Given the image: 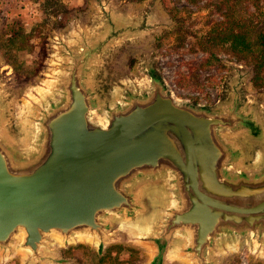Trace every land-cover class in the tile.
I'll return each mask as SVG.
<instances>
[{
	"label": "water",
	"instance_id": "water-1",
	"mask_svg": "<svg viewBox=\"0 0 264 264\" xmlns=\"http://www.w3.org/2000/svg\"><path fill=\"white\" fill-rule=\"evenodd\" d=\"M139 27L105 15L59 43L53 85L24 109L0 93V261L54 264L57 246L97 254L129 233L144 264L264 256V121L228 65L211 104L176 98L155 66L102 89L111 48Z\"/></svg>",
	"mask_w": 264,
	"mask_h": 264
},
{
	"label": "rangeland",
	"instance_id": "rangeland-1",
	"mask_svg": "<svg viewBox=\"0 0 264 264\" xmlns=\"http://www.w3.org/2000/svg\"><path fill=\"white\" fill-rule=\"evenodd\" d=\"M105 15L140 30L102 58L97 73L102 89L142 81L140 64L154 56L176 98L211 104L231 64L245 71L241 90L259 105L264 121V53L242 23L253 18L256 32L264 26V0H0V93L7 103L25 109L49 89L60 64L59 43L97 29ZM227 20L237 26L219 33ZM129 236L99 254L86 244L57 246L54 264H144V248L133 246ZM216 264H264V256L243 248L220 254Z\"/></svg>",
	"mask_w": 264,
	"mask_h": 264
},
{
	"label": "trees",
	"instance_id": "trees-1",
	"mask_svg": "<svg viewBox=\"0 0 264 264\" xmlns=\"http://www.w3.org/2000/svg\"><path fill=\"white\" fill-rule=\"evenodd\" d=\"M223 4H226V1H224V2H222ZM229 8H231L230 6H229ZM234 8L235 7H232L231 9H232V12L234 13L235 11H234ZM238 21H240V20H238ZM252 22H254V19L253 18H249V19H247V21L245 22V21H243L242 20V23H243V26H245V28L248 30V29H250L251 31H248L251 35H252V37H253V45H255V44H257L259 47H260V51H261V53H264V26H262V28L261 29H259L258 30V32H256V31H254L255 29V27H254V25H252ZM222 24H227L224 28H222V29H220V31H219V33H223V32H229L231 29H232V27L234 26V27H236L237 26V24L236 23H234V21L233 20H227V21H225L224 23H221V25ZM216 27H219V26H216ZM254 33H253V32ZM256 32V33H255Z\"/></svg>",
	"mask_w": 264,
	"mask_h": 264
},
{
	"label": "crops",
	"instance_id": "crops-1",
	"mask_svg": "<svg viewBox=\"0 0 264 264\" xmlns=\"http://www.w3.org/2000/svg\"><path fill=\"white\" fill-rule=\"evenodd\" d=\"M133 246H136V245H133Z\"/></svg>",
	"mask_w": 264,
	"mask_h": 264
}]
</instances>
